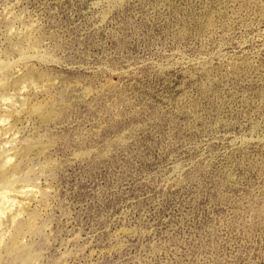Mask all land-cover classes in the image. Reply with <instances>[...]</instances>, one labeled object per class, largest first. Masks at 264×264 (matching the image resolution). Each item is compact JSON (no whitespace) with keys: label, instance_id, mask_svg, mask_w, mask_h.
I'll return each instance as SVG.
<instances>
[{"label":"rangeland","instance_id":"374dc122","mask_svg":"<svg viewBox=\"0 0 264 264\" xmlns=\"http://www.w3.org/2000/svg\"><path fill=\"white\" fill-rule=\"evenodd\" d=\"M0 264H264V0H0Z\"/></svg>","mask_w":264,"mask_h":264}]
</instances>
